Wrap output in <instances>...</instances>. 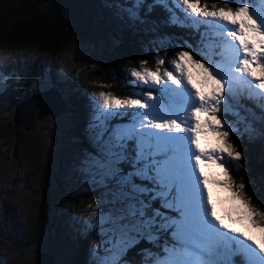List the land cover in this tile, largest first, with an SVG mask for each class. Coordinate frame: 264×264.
Returning a JSON list of instances; mask_svg holds the SVG:
<instances>
[{
	"label": "snow or ice",
	"instance_id": "snow-or-ice-1",
	"mask_svg": "<svg viewBox=\"0 0 264 264\" xmlns=\"http://www.w3.org/2000/svg\"><path fill=\"white\" fill-rule=\"evenodd\" d=\"M113 7L141 23L142 12L160 7L170 25L205 31L199 50L185 42L174 53L171 70L167 54L158 52L154 67L141 59L129 70L132 87L121 86L123 95L93 94L100 151L89 170L94 182L115 183L120 205L95 219L119 236L97 264H125L121 257L141 240L157 245L169 235L146 264H264V203L254 202L244 178L237 182L232 172L244 167L234 136L253 132L239 110L245 90L264 114V0H131ZM209 33L230 56L208 57ZM230 112L234 122L224 118ZM112 117L131 122L111 128Z\"/></svg>",
	"mask_w": 264,
	"mask_h": 264
},
{
	"label": "rangeland",
	"instance_id": "rangeland-1",
	"mask_svg": "<svg viewBox=\"0 0 264 264\" xmlns=\"http://www.w3.org/2000/svg\"><path fill=\"white\" fill-rule=\"evenodd\" d=\"M120 1L115 0L113 4H121ZM23 2L24 0H21L18 5ZM234 2L235 0H231L230 3ZM10 4L8 2L7 5L10 6ZM64 5L69 8L66 12V20L70 21L72 25L73 22L78 26L86 24L89 37H86L88 32L82 27L83 36L80 37L82 41L74 40L72 36L68 42H65L62 49L54 52H48L47 49H41L35 44L29 46H17L12 42L0 44V191L5 194L4 197H1L0 192V264H13V261L18 262V259H22V264H33L31 255L39 254L45 249H52V252L55 253L57 258L55 264H97V261L108 255V249L112 248L114 238L119 239L118 234L112 231L111 224L107 222L101 225L95 224V219L101 215L107 217L119 210L120 205L114 196L116 185L111 180L100 183L98 182L99 177H97V182H94V173L89 170L88 164L89 158L96 156L100 151L96 137L98 129L94 127L100 121L96 119L97 114L94 111L92 97L93 94L100 91L111 92L109 85L102 87L92 78H88V71L92 69V63L95 64L93 55H98L102 49L101 42L105 41L110 45L114 43V35L104 25L105 21L112 22V15L106 6H103L104 16L98 11L85 10L84 13L82 11L79 13L77 8L81 4L78 3V0H66ZM111 7L114 8L113 5ZM257 7L259 8L258 5ZM113 17L118 22L123 21L120 13ZM61 20L65 21L63 18ZM100 23L103 28H97V32L94 31L95 27H100ZM6 25L7 23L1 22L0 31ZM201 29L203 27L199 31L191 28L195 35L203 33ZM170 34L175 35V33ZM168 39L171 40L170 37ZM205 44L207 47L204 48V51L208 53L209 58L212 60L222 58L211 41L206 40ZM160 48V43L151 46L152 52L157 51L152 56L153 63H155V56ZM176 51L175 49L174 52L165 51L167 54L165 67L170 70L171 65L168 64V61L173 58ZM101 72L100 76H103V71ZM128 73L129 71L126 70L120 77H125L124 82L129 86L121 83L120 88L121 86H126L129 89L132 87L129 83L131 77ZM123 94L122 92L121 95ZM39 96L43 99L39 112L45 115L44 119L47 122V124L38 126L41 133H36L37 128L33 124L38 119L30 120L32 114H28L29 116L24 114L21 119L19 117L14 122L17 130L12 129L15 106ZM60 97L63 98V102ZM248 102L240 99L242 107L239 110L241 119L247 117V123L252 126L253 132L251 135L248 133H244V135L252 141L258 142L260 147L256 154L258 159L264 163V119L261 118L264 114L256 103L250 101L254 106L250 107ZM75 110L79 112V116H83L80 123ZM224 118L230 122L236 120L235 115L231 112L226 113ZM130 122L127 117H112L107 121V126L117 128L129 125ZM76 123H79V126ZM30 125H33L32 128L26 130L25 127ZM237 127L243 130L244 125L238 124ZM46 133L49 143L45 139ZM84 142H87L88 145L83 147L82 143ZM38 143L44 154L37 158H31L32 154L37 151L34 147ZM3 149L13 150L12 155L5 154ZM66 150L69 153L68 158L67 156L59 158ZM41 157L43 160L46 158L45 162L49 161L50 167L52 166V169L55 170L48 172H56L59 178L57 186L62 185L61 192L68 193L69 190L72 192L63 198L60 197L59 187L53 189V209L61 218V229H64L59 234L55 233L51 238L52 243H48L47 239L39 240L40 242L35 239L23 241L24 229L28 227L27 217L31 216L34 210L36 211V198L41 196V192H39L40 180L46 172L43 170L45 162L43 163V160L39 159ZM126 165V167L121 165L124 172L130 170L129 165ZM49 170L51 169L49 168ZM263 173L261 172V174ZM13 176H16L17 180ZM6 181L9 184L12 183L14 188H4L3 184L6 186ZM48 181L53 188L55 179L53 180V177L49 176ZM261 181L264 183V176ZM90 193L93 194L92 202L94 204H91L92 207L89 204ZM224 195L221 193L222 198ZM74 196H78V199L73 203L72 209L64 205L65 202H70L67 200L68 198L71 199ZM103 196L105 198L101 200ZM260 196L264 198L263 191L260 192ZM99 201L102 202L98 203ZM93 211L96 212V217H93ZM30 218L32 219V217ZM49 219L52 222L54 219H45V222L50 225ZM90 223L92 226H89ZM78 231L80 235L76 234ZM39 233L41 230H38L37 237ZM78 236L81 237L80 240H78ZM83 238L86 241L81 248L82 251L76 254L77 247L82 243L77 241H84ZM169 239L170 235L162 237L157 245L150 244L145 240L140 241L139 245L130 248L121 259L125 264H146V261L151 259L148 253L158 254ZM56 241L58 247L55 245ZM100 244H103L104 247L98 248L97 245ZM63 245L65 247H62ZM68 246H70L69 249H66ZM96 253L100 255H96Z\"/></svg>",
	"mask_w": 264,
	"mask_h": 264
},
{
	"label": "trees",
	"instance_id": "trees-1",
	"mask_svg": "<svg viewBox=\"0 0 264 264\" xmlns=\"http://www.w3.org/2000/svg\"><path fill=\"white\" fill-rule=\"evenodd\" d=\"M20 1L21 0H0V23H7L6 27L0 31V44L8 42L15 43L17 46L35 44L41 49H47L48 52H54L62 49L65 42H68L72 36L74 40L80 39V37L83 36L81 32L82 27L88 32L86 37H89V30L86 24L78 26L73 22L72 25L70 21L66 20V12L67 9H69L64 5L66 0H24L21 5H18ZM114 1L115 0H78V3L81 5L77 8V12L79 11V13H81L82 11L84 13L85 10L92 12L98 11L104 16L103 6H106L110 10L109 13L112 15V22L108 23V21H105L104 25L111 31V34L114 35V43L110 45L105 41H103V43L101 42L102 49L98 52V55L96 54L97 56L93 55L95 64L92 63V69L88 71V78H92L95 83H99L102 86L109 85V90L115 95L122 94L119 86L121 83L129 86V84L124 82L125 77H120L123 72L126 70L129 71L133 67H138L141 59H149L148 66H155V63H153L151 59L153 54L157 51H151L152 45L160 43L161 48L158 52L161 54H164L165 51L174 52V49L178 50L185 42L193 49L200 47L196 35L192 32L190 27L173 26L167 23V13L163 8L156 7L151 13L147 14L142 12V18L146 20L144 23L132 22L127 18L126 14H122L118 12L117 9L111 7ZM8 2L11 3L10 6L7 5ZM130 2L131 0L120 1L121 4L125 5L130 4ZM147 2L151 3V0H147ZM83 3L85 4L83 5ZM117 13H120L123 19L122 22L114 20L113 16ZM61 18L65 21H62ZM97 28H103V25L100 23V27H95L94 31L97 32ZM170 33H175V35H171ZM169 37L171 40L168 39ZM101 71H103V76H100L102 73ZM77 114L79 116V112H77ZM44 118L45 117L38 120L39 122H34L33 125L37 128L36 133H41L40 129H38L39 125L47 124ZM80 119H83L82 115L77 118L79 123ZM12 122V129L15 128V130H17V126L13 120ZM79 123H76V125L79 126ZM32 126L25 127V129L30 130ZM45 139L49 143L47 133ZM233 142L243 154L242 163L244 165L241 169L232 168L234 169L232 171L234 178L239 182L243 177L246 182L247 190L249 194L253 196L254 202L264 203V198L260 196V192H264V183L261 181L264 176V173L261 174V172H264V163L258 159L256 154L260 145L257 141L253 142L244 134L241 135L239 139H236L234 136ZM82 144L83 147L88 145L87 142ZM34 149L37 151L32 154L31 158H37L39 155L44 154L39 143L36 144ZM3 151L7 155H12L13 152V150L9 151L8 149H3ZM68 155L69 153L66 150L59 158L66 156L68 158ZM39 159L43 160V157ZM45 161L46 158H44L43 163ZM43 163L41 165L42 167ZM123 165L125 167L127 166L126 163ZM49 168L51 170H49ZM43 170L46 172L43 174V178L41 177L42 180H40L39 192H41V196L36 198V211L34 210L31 216L27 217L28 227L24 229V242L33 239L40 242L39 240L47 239L48 243H52L51 238L54 237L55 233L59 234L61 230L64 229H61V218H59L58 213L53 209V189L59 187L60 197L63 198L72 192L71 190H69L68 193H66V191L61 192L62 185L57 186L59 178L56 172H48L55 171L52 169V166L50 167L49 161L45 162V168H43ZM49 176H52L53 180L55 179L53 188L49 184ZM13 177L17 180L16 176ZM6 184V186L3 184L4 188H14L12 183L9 184L8 181H6ZM92 195L91 193L89 194L91 198L89 202L90 205L94 204L92 202ZM4 196V192H1V197ZM82 197L86 199L83 195ZM104 198L105 196H103L101 200ZM77 199L78 196H74L71 199L68 198L67 200L70 202H65L64 205L72 209L73 203L77 202ZM101 202L102 201H99L98 203ZM30 217H32V219ZM47 218H53L54 222L49 219V225L45 222ZM38 230H41V233H39L37 237L36 234ZM76 234L80 235L79 231ZM80 239L81 237L78 236V240ZM83 240L84 241H77L78 243H82L77 247L76 254L81 253V248H83L84 242L86 241L85 238H83ZM55 245L57 247L59 246L57 241ZM62 247L65 246L63 245ZM69 247L70 246L66 247V249H69ZM42 252L51 254L54 262L57 261L52 249H45L44 251L42 250ZM34 257L35 254H32L31 262L34 261ZM13 264H22V259H18V262L13 261Z\"/></svg>",
	"mask_w": 264,
	"mask_h": 264
},
{
	"label": "water",
	"instance_id": "water-1",
	"mask_svg": "<svg viewBox=\"0 0 264 264\" xmlns=\"http://www.w3.org/2000/svg\"><path fill=\"white\" fill-rule=\"evenodd\" d=\"M61 101L63 102V99L60 97ZM42 97H33L31 99L25 100L21 102L20 104H17L15 106L14 110V116H13V121H17V119L22 117V112H26L29 115H33L30 120L35 121V119L40 120L41 118L45 117L44 114H42L41 111V106H42ZM39 112L38 114L34 115L35 113ZM21 114V115H20ZM143 241V240H141ZM140 242L136 245H139ZM135 245V246H136ZM150 245V244H148ZM137 250V249H136ZM135 250V251H136ZM139 250V248H138ZM54 259L51 254H48L46 252H40L39 254H35L34 257V263L33 264H53Z\"/></svg>",
	"mask_w": 264,
	"mask_h": 264
},
{
	"label": "bare ground",
	"instance_id": "bare-ground-1",
	"mask_svg": "<svg viewBox=\"0 0 264 264\" xmlns=\"http://www.w3.org/2000/svg\"><path fill=\"white\" fill-rule=\"evenodd\" d=\"M62 99H63V98H62ZM21 114H22V116H23L24 114L28 115V113H26V112H22ZM21 114H20V115H21ZM28 116H29V115H28ZM23 118H24V117H23ZM143 247H144V246H143Z\"/></svg>",
	"mask_w": 264,
	"mask_h": 264
},
{
	"label": "clouds",
	"instance_id": "clouds-1",
	"mask_svg": "<svg viewBox=\"0 0 264 264\" xmlns=\"http://www.w3.org/2000/svg\"><path fill=\"white\" fill-rule=\"evenodd\" d=\"M55 263V262H54Z\"/></svg>",
	"mask_w": 264,
	"mask_h": 264
}]
</instances>
